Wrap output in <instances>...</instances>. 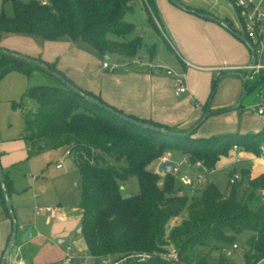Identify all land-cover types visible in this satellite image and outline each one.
Wrapping results in <instances>:
<instances>
[{
    "label": "trees",
    "instance_id": "16d2710c",
    "mask_svg": "<svg viewBox=\"0 0 264 264\" xmlns=\"http://www.w3.org/2000/svg\"><path fill=\"white\" fill-rule=\"evenodd\" d=\"M43 1L44 4L39 0H2V3L11 2L12 15H7L0 7V43L6 34L34 35L48 41L67 37L81 40L102 55L133 58L138 54L140 37L130 41L108 37L124 39L132 32L133 25L124 17L134 11L133 0ZM147 2L150 8L146 5L147 14L154 13L153 1ZM0 49H3L0 50V78L11 70L26 74L34 68L55 72L46 62L37 60L41 66L8 54L9 50L1 45ZM216 82L214 78L209 98ZM82 91L108 105L97 95ZM25 95L36 103L30 116L24 117L27 139L54 148L66 147L79 170L81 236L91 264H228L225 258L211 262L194 252L212 243L233 245L235 236L242 230L252 232L246 241L249 252L245 253V264L264 257V204L251 209L249 202L238 199L235 169L229 172L223 192L206 179L193 193H179L181 186H176L177 179L181 185H187L178 176L171 171L160 175L148 168L152 163H159L164 153L174 150L180 151L191 164L200 161L208 170H214L234 144L259 155V147L264 146V129L256 133L196 137L199 120L187 130H173L108 105L131 119L162 130L138 126L87 101L66 85L33 86ZM102 154L114 156L123 164H109ZM240 172L246 173L245 177L256 191L264 189V173L250 178L248 170ZM131 177H136L139 192L126 198L124 188L120 187ZM4 182L9 193L10 182L5 175ZM0 195L2 198L1 190ZM254 197L251 193L248 200ZM183 213L181 223L168 231L169 222ZM169 245L177 250L178 262L165 257L170 252ZM140 253L148 254L149 258L140 260L137 256Z\"/></svg>",
    "mask_w": 264,
    "mask_h": 264
},
{
    "label": "rangeland",
    "instance_id": "374dc122",
    "mask_svg": "<svg viewBox=\"0 0 264 264\" xmlns=\"http://www.w3.org/2000/svg\"><path fill=\"white\" fill-rule=\"evenodd\" d=\"M253 1L255 5L261 4V8L264 9V0ZM133 3L134 11L124 17L127 23L133 25L132 32L124 39L108 36L118 41H130L135 37H140L141 47L138 54L133 58L118 54H116L118 57L109 54L105 58L90 45L81 40L71 41L69 38L52 43V41L34 36L30 40H16L10 46L8 45L10 49H6L48 63L61 78L72 82L82 90L84 88L83 84L102 80V77L97 74L102 70L103 63H107L110 67L116 65L113 71L111 69L106 71L110 74L124 70L140 69L141 65L138 61L146 63L154 58L155 62H160L162 65L159 75L170 77L166 74V70L169 68L173 71L170 66L174 58L168 51L163 42L164 40L160 37L162 35L157 23V15L155 12L148 13L153 19L150 22L147 14L149 11L146 10L144 0H133ZM4 5L6 10L12 14L11 3L7 2ZM228 15L236 25L235 11L230 8ZM153 27L157 33L154 32ZM84 47L89 50L86 51ZM84 51L93 55L94 60L89 58L80 62L77 57L75 59L76 54L80 52L82 55ZM38 85L64 86L65 84L54 74L38 68H34L28 74L23 71L11 70L0 78V136L11 139L8 146H16L17 151L20 149L23 153L22 156L24 155L23 159L11 167L9 171L7 169L4 171L5 173L2 172L3 175L8 174V178H14V189L17 194H15L16 196H9L12 207L15 199L20 200L27 208L28 220L38 233V236L25 249L24 256L29 259L31 264H75L76 260L81 259L85 260V264H91L92 260L85 248V240L75 232L81 219L79 208L81 184L76 164L73 162L72 157L66 154V147L54 148L49 144L42 145L43 142L32 143L27 139L28 133L24 117L27 114L30 116V113L36 108V103L25 93L31 87ZM233 88L232 81L227 80V78L222 79L220 88L215 95L216 101L224 100ZM213 102L211 107L216 109L217 107H213ZM263 125L264 117L257 116L253 108H247L241 113L229 111L211 114L197 127L195 133L199 132L203 136H211L225 133L229 128L234 132H252L262 129ZM7 152L14 153L13 150ZM102 155L109 164L119 166L123 164L118 162L114 156ZM170 155L173 163H177L182 159L180 151H171ZM57 164L61 166L56 168ZM148 168L154 171L159 168V165L158 163H152ZM184 170L185 167H182L181 171ZM225 171V168H217L215 172L210 173L208 176V180H213L221 192L226 187L227 175ZM235 175H237L238 199L249 202L251 209L264 204L262 194L250 186L248 178L245 177L246 173H241L239 169H235ZM204 184L205 182L201 185L183 186L177 179L176 186H181L179 193H193L197 186L202 187ZM123 188L125 195L138 193L139 186L136 177H131L124 182ZM251 193L255 197L250 201L248 197ZM46 208L55 209V212L47 211ZM62 215H65L66 218L63 217L62 220H58L61 218L59 216ZM184 216L185 213L173 218L168 224V231L178 226ZM251 235L252 232L249 230H242L237 234L233 241V244L237 245L235 249L230 244L216 245L212 243L209 246L198 247L194 253L198 257H206L211 262H217L220 258H225L228 264H245V253L249 252L246 241ZM59 239L63 242L58 243ZM73 240L75 244L71 245ZM70 246L71 251H68ZM226 249L227 252H225ZM167 250L177 253L172 245L167 246ZM67 256L73 258V260L67 261Z\"/></svg>",
    "mask_w": 264,
    "mask_h": 264
},
{
    "label": "crops",
    "instance_id": "0c3cea01",
    "mask_svg": "<svg viewBox=\"0 0 264 264\" xmlns=\"http://www.w3.org/2000/svg\"><path fill=\"white\" fill-rule=\"evenodd\" d=\"M152 1L158 18L157 23L161 30L162 36L160 37L164 40L163 42L174 58L170 67L173 68L175 73H185L186 91L180 95H175L173 77H161L159 73H161L162 65L160 62H155L154 58L152 61L146 62L149 63L148 65L144 61H138L141 67L135 70H124L109 74L106 73V71H109L108 68H102L97 74L102 77V80L83 84L84 91L97 95L102 101L125 114L140 119H150L173 130L189 129L207 111L211 112L210 115L229 111L241 113L247 108H253L254 110L264 100V71L262 73V69L259 71L254 70L247 78V71L252 63V53L246 43L235 35L237 33L245 36L232 0H178L189 6L191 10L177 6L170 0ZM4 4L0 0V7H3L7 15H12L6 10ZM230 8L236 13V25L228 15ZM194 9L202 10L199 13H205L222 20L230 29L216 21L200 16L193 12ZM153 30L156 32L154 27ZM33 37L34 35L6 34L3 36L0 45L3 48L10 49L9 46L14 41L30 40ZM65 38L67 37L57 40H66ZM57 40H53L52 43L57 42ZM84 48H86V51L89 50L87 47ZM86 51L82 52V55L80 52L76 54L75 59L77 57L80 62L89 58L94 60L93 55ZM108 55L104 54L103 56L107 58ZM110 55L118 57L116 54ZM217 67H238V69L223 71L219 76H216L215 68ZM214 78H217L216 88L209 98ZM224 78L232 81L234 88L225 96L224 100L216 101L215 95ZM212 102L213 107H217V110L211 107ZM262 129L252 132H234L229 128L225 133H256ZM194 136L209 137L203 136L199 132L195 133ZM10 140L0 136V165L3 172L7 169L9 171L24 157L20 149L17 151L16 146H8ZM9 150H13L14 153H8ZM236 158H238V161H236ZM217 168L226 169V184L228 174L232 169H246L249 171L250 178H255L264 173V155H255L238 145L237 151L230 150L226 157L219 159L215 170ZM154 171L163 175L160 167ZM189 174L194 175V171L191 170ZM4 175L10 182L9 196L12 197V195L17 194L14 189V178H8V174ZM209 181L215 184L213 180ZM259 193L262 194L264 200V189L260 190ZM12 208L17 220L18 230L15 245L12 247L6 264H31L29 259L24 256V251L38 236V233L28 220L27 208L20 200L15 199ZM59 217L61 218L58 220H62L63 217L66 218L65 215ZM28 227L32 228L30 239L25 238ZM10 233L11 221L0 195V259ZM85 248L87 249L86 243Z\"/></svg>",
    "mask_w": 264,
    "mask_h": 264
},
{
    "label": "built area",
    "instance_id": "2783aa9c",
    "mask_svg": "<svg viewBox=\"0 0 264 264\" xmlns=\"http://www.w3.org/2000/svg\"><path fill=\"white\" fill-rule=\"evenodd\" d=\"M145 4L148 6L147 0H144ZM44 4L45 1H42ZM232 3L237 10L238 17L240 19L241 28L243 34L246 39H248L252 46L254 47L255 54L257 56V63L254 66L255 71H259L260 69H264V63L262 59L264 57V9L261 8L260 4L255 5L253 0H232ZM150 9V8H149ZM103 68H108L114 70L116 65H112L111 67L107 63L102 64ZM238 69V67H217L215 68L216 76H219L223 71H233ZM166 74L173 77L175 83V95H180L186 91V81H185V73H175L172 70H166ZM255 113L258 116L264 117V100L260 102L255 107ZM233 151L238 150V145L234 144L231 148ZM68 154V152H66ZM264 155V146L261 145L259 147V156ZM170 153L166 152L159 158V167L162 163L170 161L171 162V173L178 176L180 181L185 185H191L193 183L201 184L204 182L210 173H213L214 170H208L200 161H196L191 164L186 156H183L182 159L173 163L170 160ZM238 161V158H236ZM61 165L57 164L56 167L59 168ZM185 167L184 171H181V168ZM194 171V175H190V171ZM164 174V171H162ZM47 211L55 212V209L46 208ZM75 241L71 242V245H74ZM232 248H237L236 244L232 245ZM68 251H71V246L68 248ZM140 260H145L149 258V255L146 253L137 254ZM167 259L172 260L174 262H178V257L176 253L169 252L166 256ZM67 261L73 260V258L67 256ZM75 264H80L75 261ZM253 264H264V257L258 259Z\"/></svg>",
    "mask_w": 264,
    "mask_h": 264
},
{
    "label": "water",
    "instance_id": "95a60500",
    "mask_svg": "<svg viewBox=\"0 0 264 264\" xmlns=\"http://www.w3.org/2000/svg\"><path fill=\"white\" fill-rule=\"evenodd\" d=\"M170 1L173 4L184 8V6L181 5V3L178 0H170ZM189 10H191V9H189ZM193 12H196L200 16L205 17L207 19H211L213 21H216V22L220 23L221 25H223L224 27H226L227 29H230L226 23H224L222 20H220V19H218V18H216L214 16H211V15H208V14H205V13H199L197 11H193ZM235 35L238 38H240L242 41H244V43H246L247 47L250 49V51L252 53V63L249 66L248 71H247V78H248V77H250V75L254 71V66L256 65L258 59H257V56L255 54L254 47L245 38V36L237 34V33ZM0 50H3V49H0ZM8 54L13 55V56H18V57L22 58L23 60H25L27 62H35V63L40 64L42 66V64L39 63L35 59L29 58V57H26V56H23V55L14 53V52H10V51H8ZM46 71L50 72L51 74H54L55 76L60 78L66 86L70 87L74 92L78 93L81 97L85 98L87 101H89V102H91V103H93V104H95V105H97L99 107H102V108L106 109L107 111H110L111 113H113L114 115L118 116L119 118H121L123 120H126V121H129L130 123L136 124L138 126H142V127H146V128H152V129H156V130L159 129V128L154 127V126H152L150 124H144L142 121H136L135 119H131V118L127 117L125 114L120 113L118 111H115L110 106L100 102L97 99H94V98L90 97L89 95L84 93L80 88H78V87H76L74 85H71L67 80L61 78L58 74H56V72H53V71L48 70V69H46ZM263 71L264 70L262 69V73H263ZM209 115H210L209 111L205 112L202 115V117L199 119L197 125H200ZM159 130H162V129H159ZM42 145H44V144H42ZM160 168L165 173H169L171 171V162L167 161V162L162 163L160 165ZM120 188L123 189V186H121ZM0 190H1L2 198H3V201H4V205H5L7 214L9 216V218H10V221H11L10 237H9V240L7 241L5 247H4V250H3V253H2V256H1V259H0V264H6L8 256H9L11 250H12V247L15 245V242H16L18 225H17V220H16V217H15L11 202H10L9 193H8L7 188L5 186L4 175H3V172H2L1 166H0ZM125 197L126 198L129 197V195H125ZM75 232L77 234L81 235V233H82V225L81 224L78 225V227L76 228ZM31 236H32L31 235V228H28L27 229V235L25 236V238L26 239H30ZM58 242H62V240L59 239ZM77 262H80V264H84V259L77 260Z\"/></svg>",
    "mask_w": 264,
    "mask_h": 264
}]
</instances>
